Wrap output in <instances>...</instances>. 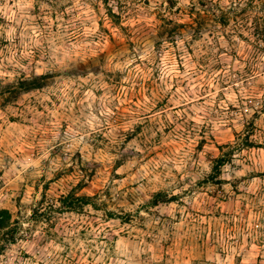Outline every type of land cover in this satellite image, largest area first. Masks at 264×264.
Returning <instances> with one entry per match:
<instances>
[{
  "label": "clouds",
  "instance_id": "obj_1",
  "mask_svg": "<svg viewBox=\"0 0 264 264\" xmlns=\"http://www.w3.org/2000/svg\"><path fill=\"white\" fill-rule=\"evenodd\" d=\"M26 7L13 25L0 26V119L28 125L24 133L8 125L13 135L0 141V185L19 200L15 221L0 222V264H83L81 250L91 264H175L168 246L190 243L193 231L199 246L181 264H232V257L264 264V225L250 229L241 217L235 236L208 238L197 209L209 201L195 198L211 190L232 201L238 192L264 212V178H254L264 177V153L243 151L257 141L251 126L264 129V0H31ZM3 11L7 17L11 7ZM177 64L182 71L169 70ZM145 78L150 98L125 115L123 88L131 92ZM43 127L51 129L53 155L21 152ZM116 164L122 178L109 181V194L81 203L76 217L62 215L55 196L20 191L69 169H86L80 178L89 182L96 166L115 171ZM122 235L126 246L117 243Z\"/></svg>",
  "mask_w": 264,
  "mask_h": 264
},
{
  "label": "rangeland",
  "instance_id": "obj_2",
  "mask_svg": "<svg viewBox=\"0 0 264 264\" xmlns=\"http://www.w3.org/2000/svg\"><path fill=\"white\" fill-rule=\"evenodd\" d=\"M29 3H31V0H0V26L13 25L16 18H19V16L28 11L26 6ZM5 4H8V6L11 7V11L7 14V17H5L3 11ZM12 5H18V7H13ZM53 19H55V17H53ZM109 19H111V16H109ZM193 22L195 23V21ZM230 22V20H225L223 17L218 20V23L222 27H227L228 23ZM256 31H259V29ZM136 70L142 71L139 65L136 66ZM169 70L172 72H180L183 69L179 64H177L175 67L169 66ZM152 91H155L154 87L152 88ZM149 98V82L147 78H145V82L142 87H136L133 85L131 92H129V90L124 87L123 93L119 97L121 111L125 115L134 117L136 108ZM3 103L6 107L12 106L11 99L5 100ZM4 111L5 108L0 107V114L4 113ZM55 115L56 113L53 112V116ZM52 124L59 125L61 128L64 127L61 122L55 119L52 120ZM8 125H11L12 128L19 129L21 133H24L25 129L28 128V125L22 124L15 116L5 115L3 119H0V141L5 140L8 136L13 135L12 128H9ZM249 126L250 125H246V128ZM251 127L253 128L252 136L257 137V141L252 142L251 146L245 145L243 151L251 154L252 156H256L257 153H264V129L254 125ZM50 130L51 129L47 127H43L42 131L33 129V134L36 137L35 141L32 139L24 140L23 144L20 145L19 150L24 152L29 157H32L36 153L52 156L55 150H49L47 147L49 140L48 133ZM247 139L248 138L246 137V140ZM227 144L228 141L225 140L222 145H216L217 151L225 152L227 147L221 151L219 146H225ZM198 147H200V145H198ZM98 152L103 153V149H98ZM106 155L107 154L104 153V155L100 158L103 159ZM59 158L60 157H58V159ZM37 163L42 164V162L39 160ZM121 167L122 165L116 164V170L114 171L113 169L96 166L94 170L88 175L89 182H85L84 179L80 178V175L85 173L86 169L81 168L79 173H77L74 169H69L66 174L57 173L54 175L53 179L48 182L42 184H29L26 188L20 189V191L26 192L29 197H31L32 194L39 192L41 194L42 200H46L51 196H55L56 199H58L60 196L66 195L72 190H75V192L78 194H88L93 195L94 197L100 195L101 192L107 195L110 193V189L106 187L109 181L113 178H115L117 181L122 178V176L119 174V169ZM123 178L126 179V177ZM254 178L256 180H260L264 177L256 176ZM202 195L208 198L209 203L207 205L201 203L197 210L201 213L199 219L203 221L204 226L206 227L208 238H211L215 232H228L229 234L235 236L236 232L241 230V217H243L244 222L250 229H259L260 225H264V212L259 211L251 202H245L241 193H235V200L229 201L223 197H219V194L214 195L211 190H209L204 193H196V200L199 201ZM0 203L3 204V206H0V212L3 210H8L11 214V218L8 220V222H14L15 217L13 213L18 209L19 200L16 197H13L12 192L8 189H4L2 185H0ZM10 205H15V207H11ZM5 214L6 213L2 212L1 215L6 216ZM82 214V210L80 212H77L76 210H67L66 213H63L62 215L76 217ZM189 215L191 216L192 213H189ZM112 219L114 218L109 215V219L104 222L108 223ZM121 223L124 224V227L128 226L127 223H124L123 221H121ZM184 224L185 221H180L181 227H183ZM95 226L96 225H93V227ZM136 230L137 229H134V231ZM196 235V232L193 231L191 234L190 243H186L185 239H178L175 244H170L168 246L166 250L167 255L169 257L176 258L175 264H181L179 258L182 255L186 256L190 247L195 249L199 246L200 241L196 239ZM127 240L128 237L122 235L117 240V243L125 244L126 246ZM104 243H107V241L105 240ZM244 243H247V238L245 239ZM252 247L259 249L261 246L259 244H253ZM3 254V250L0 249V255ZM81 254L84 255L83 264H91L92 257L86 253H83V250L77 253L78 256ZM217 255H219V253H217ZM253 255L255 256L256 260L259 261V255L257 253H253ZM25 258H27V256H25ZM231 260L232 264H239L236 257H232ZM183 264H191V262L185 259ZM247 264H251V262L248 261Z\"/></svg>",
  "mask_w": 264,
  "mask_h": 264
},
{
  "label": "trees",
  "instance_id": "obj_3",
  "mask_svg": "<svg viewBox=\"0 0 264 264\" xmlns=\"http://www.w3.org/2000/svg\"><path fill=\"white\" fill-rule=\"evenodd\" d=\"M247 141V140H246ZM247 146H251L252 144L251 143H247L246 144ZM221 151H223V149L225 147H227V145H223V146H219ZM229 161L226 160V159H220V158H217V160L215 161V163L217 165H220V164H223V163H228ZM92 198H94L93 195H88V194H78L75 192V190H72L71 192H69L68 194L66 195H62L58 198L59 201L62 202V204L65 205L66 207V210H76L77 207L83 203V204H89L91 203V200ZM2 212L6 213L4 215H1ZM11 218V214L8 210H3L0 212V222H8V220H10Z\"/></svg>",
  "mask_w": 264,
  "mask_h": 264
}]
</instances>
